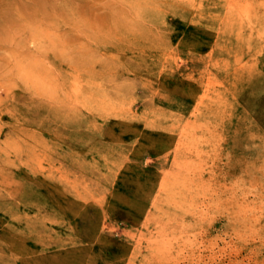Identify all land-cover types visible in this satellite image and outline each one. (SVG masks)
<instances>
[{"label": "rangeland", "instance_id": "rangeland-1", "mask_svg": "<svg viewBox=\"0 0 264 264\" xmlns=\"http://www.w3.org/2000/svg\"><path fill=\"white\" fill-rule=\"evenodd\" d=\"M156 1L1 20L0 264H264V0Z\"/></svg>", "mask_w": 264, "mask_h": 264}, {"label": "bare ground", "instance_id": "bare-ground-1", "mask_svg": "<svg viewBox=\"0 0 264 264\" xmlns=\"http://www.w3.org/2000/svg\"><path fill=\"white\" fill-rule=\"evenodd\" d=\"M20 2L22 0H0V24H2L1 20L2 22L8 19L14 20V16L17 15L15 6L20 4ZM66 3H75L73 9L82 18L84 16L83 12L92 14L88 22L85 21L78 24H122L129 21L126 14L128 8L138 11L144 7H151L152 9L157 7L156 0H135L131 3L132 7L125 4L123 0H30L26 6L19 9L18 15L28 16L32 14L34 16L38 12H41V15H46L50 12L69 15L64 9L65 6H63Z\"/></svg>", "mask_w": 264, "mask_h": 264}]
</instances>
